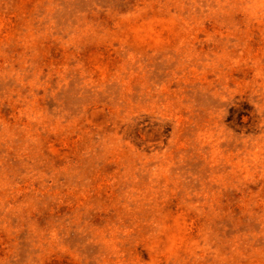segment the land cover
Here are the masks:
<instances>
[{
    "label": "rangeland",
    "instance_id": "374dc122",
    "mask_svg": "<svg viewBox=\"0 0 264 264\" xmlns=\"http://www.w3.org/2000/svg\"><path fill=\"white\" fill-rule=\"evenodd\" d=\"M0 264H264V0H0Z\"/></svg>",
    "mask_w": 264,
    "mask_h": 264
}]
</instances>
